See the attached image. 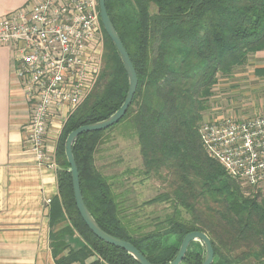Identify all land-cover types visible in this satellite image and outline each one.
<instances>
[{
    "label": "trees",
    "instance_id": "1",
    "mask_svg": "<svg viewBox=\"0 0 264 264\" xmlns=\"http://www.w3.org/2000/svg\"><path fill=\"white\" fill-rule=\"evenodd\" d=\"M105 7L138 80L118 124L128 121L135 131L143 175L161 180L168 190L145 206L170 202L172 212L157 218L154 230L133 226L122 196L95 169L101 135L116 124L82 134L72 146L90 216L103 232L131 244L151 264L172 262L191 232L209 238L212 264H264V200L245 197L238 183L208 156L199 136L217 76L232 74L250 55L264 51V0H106ZM101 30L102 70L87 98L66 118L56 143L58 194L49 207V247L55 264H138L86 227L76 209L64 154L72 131L106 120L126 98L127 75ZM75 235L84 243L78 250L67 243ZM189 248L181 264H202L204 256Z\"/></svg>",
    "mask_w": 264,
    "mask_h": 264
},
{
    "label": "built area",
    "instance_id": "2",
    "mask_svg": "<svg viewBox=\"0 0 264 264\" xmlns=\"http://www.w3.org/2000/svg\"><path fill=\"white\" fill-rule=\"evenodd\" d=\"M101 45L98 0H32L0 17V46L11 48L14 74L30 106L24 149L37 166L58 171L48 129L56 116L65 122L91 92ZM199 136L230 179L264 191V115L203 123Z\"/></svg>",
    "mask_w": 264,
    "mask_h": 264
},
{
    "label": "crops",
    "instance_id": "3",
    "mask_svg": "<svg viewBox=\"0 0 264 264\" xmlns=\"http://www.w3.org/2000/svg\"><path fill=\"white\" fill-rule=\"evenodd\" d=\"M31 1L0 0V17ZM13 65L11 48L0 46V264H55L46 201L58 194L56 172L37 166L24 149L30 106ZM244 68L264 93V51L250 55ZM246 112L245 117L263 116L264 99L259 108ZM63 123L58 116L52 120L46 136L49 146L56 145ZM67 243L72 250L84 244L77 235Z\"/></svg>",
    "mask_w": 264,
    "mask_h": 264
},
{
    "label": "rangeland",
    "instance_id": "4",
    "mask_svg": "<svg viewBox=\"0 0 264 264\" xmlns=\"http://www.w3.org/2000/svg\"><path fill=\"white\" fill-rule=\"evenodd\" d=\"M150 10L155 12L153 5ZM103 54L104 38L102 36L99 74L102 70ZM263 94L261 89H258L256 80L247 77L244 65L235 68L228 76L218 75L211 96L206 99L208 107L202 113L200 125L219 123L225 119L242 123L259 117L255 114L250 117L244 115L248 116L246 111L260 107L262 98L264 99ZM93 160L97 172L108 179L116 194L122 196L125 213L133 226H144L145 232L154 230L155 220L162 219L172 212L170 202L145 206L146 202L167 193L168 190L161 180L143 175L140 148L135 131L128 121L117 124L101 135ZM238 185L245 197L254 198L257 195L260 198L259 201L264 200L263 190L253 191L244 184L238 183ZM189 251L204 256V247L199 241H194Z\"/></svg>",
    "mask_w": 264,
    "mask_h": 264
},
{
    "label": "water",
    "instance_id": "5",
    "mask_svg": "<svg viewBox=\"0 0 264 264\" xmlns=\"http://www.w3.org/2000/svg\"><path fill=\"white\" fill-rule=\"evenodd\" d=\"M105 2L106 0H98L100 23H101L103 31L105 32V34L110 39L113 46L115 47L119 55L120 61L122 63L123 69L127 75L128 90H127L126 98L123 104L121 105V107L106 120H103L101 122H97L91 125L81 126L77 128L76 130L72 131L65 140L64 154H65L66 161L70 167L69 172L71 174L72 190H73L76 209L82 221L84 222L86 227L89 229V231L98 240L126 252L138 264H151L139 253V251L134 246H132L131 244L127 242L115 239L107 235L97 226V224L95 223L93 218L90 216L89 212L87 211L83 203V198H82L80 184H79L78 170H77L76 163H75V160L72 154V146L79 136H81L82 134H87V133L105 131L120 122V120L125 116L132 102L133 96L136 92L137 85H138V80H137L135 69L130 61V58L120 38L118 37L109 19V16L107 14V10L105 7ZM194 241L201 242L204 247L205 254H204V259H203L202 264H212L214 260V251H213L211 242L209 238L207 237V235L200 233V232H191L184 236L179 246L175 259L169 264H181L187 253L189 245L193 243Z\"/></svg>",
    "mask_w": 264,
    "mask_h": 264
}]
</instances>
